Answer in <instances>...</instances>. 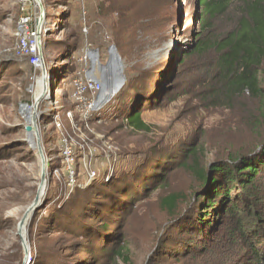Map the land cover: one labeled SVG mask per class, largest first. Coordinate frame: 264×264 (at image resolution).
Listing matches in <instances>:
<instances>
[{
	"label": "rangeland",
	"instance_id": "1",
	"mask_svg": "<svg viewBox=\"0 0 264 264\" xmlns=\"http://www.w3.org/2000/svg\"><path fill=\"white\" fill-rule=\"evenodd\" d=\"M20 1L0 0V264H24L26 261L17 235L18 225L39 194L40 150L44 157L47 156V185L42 206L27 224L29 264L59 261H65L64 264H115L105 252L112 244L106 240L115 236L118 240L110 247L125 240L135 264L212 262L207 254L182 257L203 249L208 241L193 230L195 221L191 220H198L204 213L203 210L190 211L200 185L194 175L179 165L184 155L182 148L191 142L202 147L207 154L208 167L219 154L225 156L229 150L240 152L255 144L257 136L247 130L245 113L255 115L261 104L264 105V98L263 101L255 100L246 94L235 103L216 105L209 100L208 94L211 93L209 89L215 87L210 81L217 70L211 64L218 55L212 52L203 59L194 57L180 64L184 53L195 44L203 22L197 0H44L47 11L60 25L45 39V62L61 91L57 99L63 111L59 112V131L53 119L47 117L45 123L49 131L41 134L39 140L30 139L25 130V115L30 108L23 106L20 112L22 104L32 102L28 94L30 69L13 56ZM232 2L233 9L217 21L213 36L225 35L236 28L243 0ZM131 3L137 6L138 14L126 11V5ZM84 11L91 28L89 41L102 51L105 63L111 47H115L124 67V87L112 105L93 114L90 121L91 131L113 145L121 159L109 181L98 178L87 183L80 156L77 169L85 188H76L70 193L59 140L62 134L72 131L65 112L74 106L69 97L63 98L65 90L71 93L67 85L63 86L66 82L63 78L77 67L74 54L77 56L85 40L82 35ZM122 17H125V24L120 26ZM121 29V38L125 45L128 44L125 48H118L115 42ZM67 59H70L69 66L65 63ZM144 77L148 85L145 96L151 104L142 106V117L151 127L150 133L136 132L124 123L123 110L129 106H125L120 97L123 89L130 90V81H137L130 94L131 91L137 93ZM259 79L264 90V62ZM162 95H165L163 100ZM121 105L125 107L120 109ZM98 119L102 122L97 123ZM88 134L92 141L90 147L101 152L103 142L95 141V135ZM48 148L53 152L46 155ZM107 165V160L102 159L94 163L93 168L104 175ZM138 172L141 181L136 182L134 178ZM161 174L164 175L162 182ZM170 194H179L184 199L173 217L161 208L162 198ZM66 212L75 216H65ZM92 216L104 217L107 224L103 226L101 219ZM77 217L81 218V223L76 224ZM64 219L66 222H62ZM69 219H73L72 222ZM180 221V232L174 231L173 226ZM68 229H75L76 234L68 235L65 232ZM88 235L91 236L87 238ZM203 241L204 244L198 246ZM217 259L214 264H224L227 257Z\"/></svg>",
	"mask_w": 264,
	"mask_h": 264
},
{
	"label": "trees",
	"instance_id": "2",
	"mask_svg": "<svg viewBox=\"0 0 264 264\" xmlns=\"http://www.w3.org/2000/svg\"><path fill=\"white\" fill-rule=\"evenodd\" d=\"M242 3L236 28L225 35L213 36V32L217 29V21L222 20V17L233 9V2L232 0H197L203 14L200 33L197 35L195 44L190 48L191 50L188 53L185 52L180 60V64H183L185 60L190 59L191 61L194 57L203 59L212 52L218 55L217 60L211 64L212 68L217 70L210 81L215 87H211L209 89L211 93L208 94L209 100L216 105L225 106L231 102L235 103L246 94L251 95L255 100L263 101L264 98V90L259 79L260 68L264 62V0H243ZM132 5L134 4L131 3L129 6L127 4L126 11L138 14L137 6ZM121 19L120 26L125 24L123 21L125 17ZM122 34L121 29L115 39L118 48H125L128 45H125L124 39L121 38ZM145 80L146 77L137 93L131 91V94L130 90H133L131 88H134L137 81L128 82L130 90L124 91L123 89L120 97L125 106H129L128 109L123 110L124 123L136 132L150 133L152 129L142 117L144 104L145 106L151 104L145 96L148 89ZM164 96H161V100ZM125 106L121 105L120 109ZM245 114L247 130L257 136L256 143L250 147L240 152L229 150L225 156L219 154L208 167L207 154L202 147L191 142L182 148L184 155L179 165L194 175L200 185L190 211L196 209L197 212L203 210L204 213L203 216H199L198 220H191L195 221L193 230L208 240L205 244L204 241L198 244V246L204 244L203 249L186 253L182 257H196L199 253L201 256L207 254L213 260L205 264H214L217 258L222 256L227 257L224 264H229V262L264 264V105L261 104L260 110H256L253 116L250 113ZM161 176L160 182L164 180V175L161 174ZM139 177L140 172L134 178L136 182L141 178ZM103 181H105L104 178ZM183 201L181 195L170 194L162 198L161 208L173 217L178 213ZM201 205L205 208H201ZM64 214L75 216L74 213ZM92 218L101 219L103 226L107 224L104 217L92 216ZM72 220L69 219V222ZM80 221V217L75 219L76 224L81 223ZM181 223V221L175 223L173 230L180 232L178 226ZM102 229L105 230L106 227ZM73 230L75 229H68L65 232L74 236L76 233ZM191 234L195 233L191 232ZM89 236L91 235L87 238ZM116 240L118 236L106 242L113 244ZM124 241L119 240V244L112 247H110L112 244L109 245L105 252L110 255L109 259L113 258L115 264L116 262L135 264L128 244ZM167 243L171 244L172 241L168 240ZM81 247L82 245L78 246V250ZM55 263L52 262V264ZM64 263L65 261H59L56 264Z\"/></svg>",
	"mask_w": 264,
	"mask_h": 264
},
{
	"label": "built area",
	"instance_id": "3",
	"mask_svg": "<svg viewBox=\"0 0 264 264\" xmlns=\"http://www.w3.org/2000/svg\"><path fill=\"white\" fill-rule=\"evenodd\" d=\"M19 12L20 16L15 21L17 29L14 33L16 44L13 49V56L30 69L28 94L32 100L31 103L22 104L20 112L23 106L30 108L29 113L33 115V118L36 117V124L41 136V134L46 135L49 131L45 123L47 117L53 119V124L56 125L58 131L60 129L59 114L63 111V106L60 105L57 97L62 94L45 62V39L56 32L60 25L53 20L47 11L44 0H21ZM82 16L84 21L82 35L85 40L77 56L76 53L74 54L77 67L69 73L68 77L63 78L66 80L63 82V86L66 87L67 85L71 89L70 94L69 91H64L63 98L67 100L69 97L74 106V109L65 112V117L71 125L72 131L65 135L62 134L59 140L61 145L60 156L66 168L67 189L70 193L76 188H85L80 183V172L77 169V159L80 156L83 158L86 169L87 183L94 182L98 178L109 181L112 172L117 169V161L121 159L113 145L104 141L100 135L96 136L90 129L92 115L109 108L121 90L119 91L117 88L115 91L112 90L110 80L106 78L108 74L102 73V71L106 72L112 69L111 52H109V60L105 63L102 51L89 41L91 28L87 22V12L84 11ZM65 63L69 66L70 59H67ZM107 91H112V93ZM39 106L43 107L40 108ZM96 122L101 123L102 121L98 119ZM25 123L26 129L27 126L32 125L33 120L29 122L26 118ZM88 132L95 135V141L103 142L101 152L90 147L92 141ZM86 147L88 153H86ZM49 150L48 148L46 155L53 152V150ZM102 159H106L108 162L105 168L107 174L104 175L99 169L94 170L93 168V164Z\"/></svg>",
	"mask_w": 264,
	"mask_h": 264
},
{
	"label": "water",
	"instance_id": "4",
	"mask_svg": "<svg viewBox=\"0 0 264 264\" xmlns=\"http://www.w3.org/2000/svg\"><path fill=\"white\" fill-rule=\"evenodd\" d=\"M173 46V44H171V47ZM192 48V47H191ZM191 49H189L190 51ZM111 52V56L114 55L116 57L115 60L118 61L119 64H122L121 58L118 55L117 50L115 49V47H111L110 49ZM123 64H122V68L119 67V74L121 76V84L118 88V90L120 91L123 87H124V83H125V78L123 77ZM26 132L28 134V136L30 137V139L33 137L36 138V140H39L40 138V134H39V130L36 124V117L34 116L33 118V123L31 126H27L26 127ZM40 156H41V162H42V177H41V186H40V190H39V194L37 196V198L35 199V201L33 202V204L28 208V210L26 211V213L24 214L22 220L19 222L18 225V237L20 238V242L22 244V247L24 249V253H25V257H26V261L24 264H29L30 263V245H29V241H28V235L23 236V230L26 226L27 221L31 220L36 213L38 212V210L40 209V207L42 206V203L44 201V196H45V190H46V185H47V180H46V175H47V171H46V163H45V157L43 152L40 150ZM41 191H43V193L41 194Z\"/></svg>",
	"mask_w": 264,
	"mask_h": 264
},
{
	"label": "bare ground",
	"instance_id": "5",
	"mask_svg": "<svg viewBox=\"0 0 264 264\" xmlns=\"http://www.w3.org/2000/svg\"><path fill=\"white\" fill-rule=\"evenodd\" d=\"M115 59H116V57L114 55H112V60H111L112 69L110 68L111 69L110 71H106V72L102 71L103 74L104 73L108 74V75H106V78H108V80H110L111 89L114 90V91L116 90L115 88H117V90H118V88H119V86L121 84V76L119 75L118 70H119V67L122 68V64H119L118 61L115 60ZM39 92H40V88H39ZM107 92L112 93V91H107ZM28 113L29 112H27L25 116H27L28 121L30 122V121L33 120V117H32L33 115L30 114V113L28 114ZM31 139L33 140V137ZM42 193H43V191H41V194ZM28 223H29V220L27 221L26 226H25V228L23 230V236L27 235L26 232H27V227H28L27 224Z\"/></svg>",
	"mask_w": 264,
	"mask_h": 264
}]
</instances>
